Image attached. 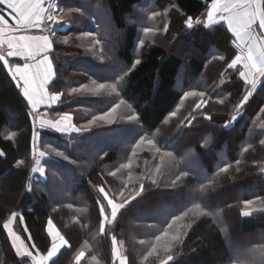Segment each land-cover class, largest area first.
Listing matches in <instances>:
<instances>
[{"label":"trees","instance_id":"trees-1","mask_svg":"<svg viewBox=\"0 0 264 264\" xmlns=\"http://www.w3.org/2000/svg\"><path fill=\"white\" fill-rule=\"evenodd\" d=\"M57 1L71 25L53 41L49 92L60 98L46 111L79 127L122 99L139 122L117 109L112 124L37 134L34 109L0 54V264H31L3 227L13 216L38 255L51 254L52 232L64 240L49 264H119V256L124 264H234L248 252L264 264V78L250 85L247 69L228 67L243 49L226 24L188 28L211 0H160L172 7L170 20H160L166 34L140 49L128 20L144 0ZM93 81L118 82L119 96L91 91ZM183 82L195 98L167 128ZM202 95L207 103L198 105ZM179 121L182 135L168 145ZM249 201L257 209L244 217Z\"/></svg>","mask_w":264,"mask_h":264},{"label":"snow or ice","instance_id":"snow-or-ice-1","mask_svg":"<svg viewBox=\"0 0 264 264\" xmlns=\"http://www.w3.org/2000/svg\"><path fill=\"white\" fill-rule=\"evenodd\" d=\"M256 4L260 8V14H256L251 12L250 10L244 11L246 5H242L238 3V0H211V4L209 5L207 11V19L204 22L205 27L210 25H214L217 23H224L227 26L228 31L232 36L235 37L236 47L238 49H243V54L240 56L239 62H236L234 65L229 64L228 67L231 66L236 67V65H241L246 68L249 76H245V80L248 84L254 85L257 84L260 78H264V37L257 36V33L264 31V0H255ZM22 7H27L26 5H22ZM197 24L202 23V21L197 20ZM188 28L193 27V21L189 18L187 22ZM150 29H145V33L150 32ZM67 41L65 40V43ZM140 44L143 45V41H140ZM52 48V45H50ZM50 60V59H49ZM233 61V60H232ZM231 61V62H232ZM140 63L139 59L135 60V65ZM47 69L45 66L36 69H29L19 73V77L21 78V82L27 85L25 89V95L27 97V102L31 103L33 106L37 104L47 105L49 103L48 97L44 94L45 90L42 87L43 81L46 78L45 73ZM54 73V69H53ZM54 77V76H53ZM93 90L96 93L101 92L106 87L113 93H116L119 96L118 82L105 85L104 83H96L93 81ZM89 85L85 84L81 88L73 89L72 92H81L85 89H88ZM185 95L192 96L194 93L188 92ZM57 97L56 99H59ZM124 100H120L118 104H115L114 107L111 108L107 114H101L98 117L91 120L89 123L77 127L72 123V117L69 114H65L62 117H58L53 120H48L46 127L52 128L54 131L58 133H79L82 130L90 127L91 125L96 124L97 121H103L108 124L114 123L113 116L116 113L117 109L124 104ZM57 105L56 101L53 100L51 102V107ZM175 115V113H172ZM237 118V117H236ZM235 118V120H236ZM130 121L139 122L138 116L135 114H131L128 116ZM43 129V128H42ZM6 155L3 152H0V156ZM23 163V161L18 162L17 167ZM223 171H227L225 168ZM251 201L246 202V207L250 204ZM244 217H248L251 215L248 211H243L241 213ZM5 229V224L3 225ZM8 230V229H7ZM12 231V229H11ZM13 232V231H12ZM54 237V239H53ZM173 240H179V235H175L172 237ZM51 241L54 245L52 251L53 255L45 256L44 254L37 255V252L33 254L28 248L23 247V242L18 244L16 250L19 255L28 258L31 261V264H49V261H53V257L57 255V253L62 248L63 244L60 241L59 237L56 236L55 233L51 234ZM168 251H171L169 248ZM84 256V255H83ZM81 256V257H83ZM80 257V259H81ZM77 259V258H76ZM79 259V261H80ZM172 256H168V260H171ZM79 264V262H78Z\"/></svg>","mask_w":264,"mask_h":264},{"label":"crops","instance_id":"crops-1","mask_svg":"<svg viewBox=\"0 0 264 264\" xmlns=\"http://www.w3.org/2000/svg\"><path fill=\"white\" fill-rule=\"evenodd\" d=\"M54 3L55 0H0V54L24 94L27 85L21 82L19 73L42 66L47 69L42 87L49 103L37 104L39 109L50 108L51 102L55 100L57 103L58 100L49 92V85L55 77L50 54L59 26L58 16L52 10ZM239 3L246 5L242 10L260 14L255 0H240ZM257 35L264 37V31ZM240 56L234 64L239 62ZM30 105L35 110L31 103Z\"/></svg>","mask_w":264,"mask_h":264},{"label":"rangeland","instance_id":"rangeland-1","mask_svg":"<svg viewBox=\"0 0 264 264\" xmlns=\"http://www.w3.org/2000/svg\"><path fill=\"white\" fill-rule=\"evenodd\" d=\"M159 1L160 0H144L143 4L136 8L134 15L132 17H129L128 24H135L139 28V32H140V39L138 41L139 49L146 42L155 41L156 37H159L160 35H163V33H164V35L166 34L167 23L168 22L165 20L163 27H161L160 20L162 18H164V17L166 19L170 20V13L172 12V7L171 6H167L166 8H160L159 5H158ZM239 1L240 0H238V3H239ZM243 1H245V0H243ZM52 10L53 11L56 10V12H54V14H57V16H58V25H59L58 28H59L60 32L61 31H65L68 27H70V25H71V23H69L70 16L63 13L64 9H63L62 6L59 5L57 0H55V3L53 5V9ZM206 19H207V16L205 15L204 19H202V20L198 19V20L202 21L203 24H204V22H206ZM192 21H193V27H196L197 25H200V23L199 24L196 23L197 20H192ZM210 26H212V25H210ZM210 26H208V27H210ZM145 29H150L151 31L148 32V33H145ZM140 41H143V45L140 44ZM190 49H194L198 53L200 52V50L198 48H193L192 46L190 47ZM243 51L244 50L241 51V54H243ZM241 54H239V56ZM113 59H114V57L111 58L112 63H113ZM236 67L239 68L238 71H240L241 73L246 71V70H244L246 68L242 67L241 65H237ZM223 82H225V80H223ZM179 86H180L179 89L183 92L182 103L180 104L178 109L174 112L175 115H172L168 119L167 128L170 127V123L174 122L175 118H177L178 116L180 118L181 115H183V111L188 107V105L190 103V99L195 98V94L196 93H194V95H192V96L185 95L186 93H188L190 91L191 92L193 91V88L190 89V87H192L191 83L186 84L185 82H183V84L179 85ZM93 87H94L93 83H91V88H92L91 91H94ZM201 97H204V95H202ZM204 101H206L205 97L202 98L199 101V103H197V104L198 105L202 104V103L206 104L207 102H204ZM197 104H195V105H197ZM34 107H35V110H34V119L35 120H34V122H35V127H36L37 134H39L38 131H40L42 127L43 128H47L46 124H47L48 120L55 121V119H57L58 117H62L63 116V115L57 114L55 112L50 113L49 111H46V109L48 107L44 108V109H41V108L39 109L38 105H35ZM118 109H120L125 115L134 114L132 106L130 104H127V103L122 104ZM193 111H194V107L192 108V111L190 112V115L187 116L188 119L193 117L191 115ZM186 113H188V109H186ZM186 113L184 115L185 119H186ZM72 123H73V121H72ZM97 123H104V122L103 121H97ZM105 124H108V123H105ZM184 126H186L185 123L182 122V121H179L178 125L175 127L176 129H174L175 133L179 132V134L177 136V134L173 133L170 136L168 145H171V144L175 143L177 141V139L180 138V136L182 135V127H184ZM167 130L168 129H166L165 132ZM162 133L163 132L161 131L160 134H162ZM37 136L38 135H36V138H37ZM41 159L42 158H39L38 163H37L38 165H40V164L41 165L39 167H37L36 170L39 171L40 176H42V178H43L44 175H45V167L41 163ZM193 168L196 171V173L198 174V176L201 177V173L197 169V167L193 166ZM69 184H70V180L68 179V181L65 182V184H63V186L55 193L54 199L63 198L65 196V193H64L65 188L68 187ZM111 205H112L114 210H116L117 207H118V206H116L113 203H111ZM254 206H255V204H254ZM254 206L253 205H250V206H247V207L245 206L244 207V211H248V212L251 213L253 210L257 209V207L256 206L254 207ZM15 223H16V217L15 216H13L10 219V221L7 223V229H8L9 235L11 237V240L13 241V244H14L15 248L17 247L18 244H21L23 242V244H24L23 247L24 248H28L29 251H31L33 254H35L34 251H33L35 249L31 248V246H30V240L26 239V237L22 235V231L19 230L18 232H16L17 229L16 230L14 229ZM11 229H12L13 232L11 231ZM52 233H55L56 236L59 237L60 241L64 245V240L61 238V236L58 233H56V232H52ZM53 239H54V237H53ZM228 245H229L228 247L230 248L231 252L234 255H237V254L238 255H242L245 252L244 250H239L237 244L231 243L230 241H228ZM53 254L54 253L52 251L50 255H53ZM124 263H125V261L119 256V264H124ZM234 264H260V263L257 260L256 256L254 258L252 252H248V255L246 256V258L242 255V259L236 260V262Z\"/></svg>","mask_w":264,"mask_h":264},{"label":"water","instance_id":"water-1","mask_svg":"<svg viewBox=\"0 0 264 264\" xmlns=\"http://www.w3.org/2000/svg\"><path fill=\"white\" fill-rule=\"evenodd\" d=\"M59 30V28L57 29V31Z\"/></svg>","mask_w":264,"mask_h":264}]
</instances>
